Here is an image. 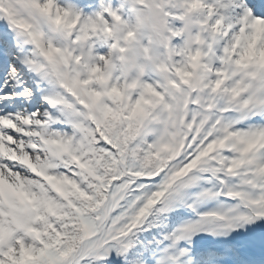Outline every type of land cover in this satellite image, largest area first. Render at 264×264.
I'll use <instances>...</instances> for the list:
<instances>
[{
    "label": "snow or ice",
    "instance_id": "6c2138e0",
    "mask_svg": "<svg viewBox=\"0 0 264 264\" xmlns=\"http://www.w3.org/2000/svg\"><path fill=\"white\" fill-rule=\"evenodd\" d=\"M0 264H264V0H0Z\"/></svg>",
    "mask_w": 264,
    "mask_h": 264
}]
</instances>
